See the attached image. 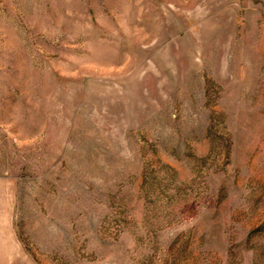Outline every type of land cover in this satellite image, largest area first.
<instances>
[{"label":"rangeland","instance_id":"rangeland-1","mask_svg":"<svg viewBox=\"0 0 264 264\" xmlns=\"http://www.w3.org/2000/svg\"><path fill=\"white\" fill-rule=\"evenodd\" d=\"M0 264H264V0H0Z\"/></svg>","mask_w":264,"mask_h":264}]
</instances>
